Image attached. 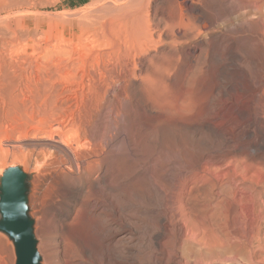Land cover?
<instances>
[{"label": "rangeland", "instance_id": "374dc122", "mask_svg": "<svg viewBox=\"0 0 264 264\" xmlns=\"http://www.w3.org/2000/svg\"><path fill=\"white\" fill-rule=\"evenodd\" d=\"M106 1L43 0L25 26L0 22V40L40 44L35 66L17 73L18 103L0 114V169L31 174L43 264H81L72 243L87 244L75 229L99 216L91 232L114 229L105 238L119 253L132 245L125 264H158L147 256L160 246L169 264H264V25L242 24L233 0H131L152 46L124 57L125 30L109 33L94 44L115 56L101 74L49 79L53 46L77 39L72 25ZM54 111L95 139L90 170L44 151ZM0 240V264H15L12 242Z\"/></svg>", "mask_w": 264, "mask_h": 264}, {"label": "bare ground", "instance_id": "6f19581e", "mask_svg": "<svg viewBox=\"0 0 264 264\" xmlns=\"http://www.w3.org/2000/svg\"><path fill=\"white\" fill-rule=\"evenodd\" d=\"M40 1L43 2V0H0V15L3 13L6 14H4L5 16L3 18L0 16V22L3 20V23L6 22L8 24L6 25L11 27L13 25L16 27L25 26L32 17L34 18V16H36L35 11ZM233 1L243 13L240 14L242 15V24L256 25L257 23H261L264 25V0ZM130 3L131 0H107L101 5L102 7L99 5L100 8L98 10H96L97 8L95 9L97 12H94V15L74 23L72 27L74 30L79 31V36L77 39L71 40L65 44L56 43V45L53 46L52 50L56 51L57 56L54 57L56 60L51 59V64L47 67L49 69L47 77H49V79L70 78L73 82L77 83L85 79L87 76L86 74H88L86 69L88 68L101 74V69L107 67L109 63L115 59V56L113 53H107L108 48L106 46L108 44H103L102 41L101 43L103 45L97 44V46H95L94 44L99 43V37H106L109 33L115 34L123 31V29L128 36L125 41H123L125 46L124 57H133L135 60L136 57L141 56L145 49L150 45L152 46L153 42H156V36L145 23L148 20L142 8L134 6V8H128ZM12 28L14 29V27ZM159 36L161 37V33L158 34V37ZM20 39L15 35V39L8 41H5V39L0 40V114L19 101V94H17L16 91L19 88L21 76L19 77L17 73L22 72L27 74L31 71V68L35 66L33 63H30L28 56L31 57L35 52V47H38L40 44L35 42L36 40H30L28 44H25L26 41ZM103 41L106 42L105 39H103ZM28 45L32 47H28L30 50L26 48ZM102 46L105 47L102 48ZM49 50L51 51V49ZM64 55L66 57H62ZM49 58L46 59V61H48ZM45 62H41V64ZM39 67L41 68V66ZM81 71L86 74L81 75ZM57 114L58 112L54 111L51 115L49 114L50 116L47 118L50 125L47 130L50 134L47 133L49 137L47 135L46 137H48L53 144L48 148L45 146L46 149L44 151L48 152L51 158H61L59 160L60 165H66L69 170L82 174L84 171L90 170L91 168L88 161H90V158L94 154L93 140L95 139H93V136L88 130H85L76 121L66 122L61 118H57ZM15 140L10 141L8 145L14 149L20 148L21 144L19 146L18 142ZM3 172L4 169L1 168L0 177ZM97 205H92L96 211L95 213H97L98 210ZM98 215H100V213ZM99 217H97V220L96 217H91V220L98 221ZM91 220L81 221L78 227H76L77 229H75L76 231L81 230V235H83L82 238L83 240L85 239L87 243L83 240L82 242H85L87 245L83 247V243H81L82 247H79L80 245L78 246L76 242L72 241L73 252L81 259V264H120L121 262L118 258L122 259L124 264L126 261L130 262L132 254L130 250L132 249V245L123 246L119 253V250H117L118 244H113V241L108 243L110 240L105 238L107 233L103 230L97 233L91 232ZM109 227H111V225ZM80 232H76L75 234H80ZM112 232L114 234V229L108 230V233L111 234ZM0 234L10 243L6 234ZM109 235H107V238ZM77 238L79 237L77 236ZM78 241L80 242L79 239ZM194 251V247L189 246L184 250V254L187 255L189 252ZM211 252L212 249L208 250L207 255H210ZM147 258L151 260V263L156 261L158 264H169L172 256L168 257L163 247L160 246L156 248L152 254L148 255Z\"/></svg>", "mask_w": 264, "mask_h": 264}, {"label": "water", "instance_id": "95a60500", "mask_svg": "<svg viewBox=\"0 0 264 264\" xmlns=\"http://www.w3.org/2000/svg\"><path fill=\"white\" fill-rule=\"evenodd\" d=\"M31 174L22 164L4 169L0 177V232L12 242L15 264H43L30 204Z\"/></svg>", "mask_w": 264, "mask_h": 264}]
</instances>
